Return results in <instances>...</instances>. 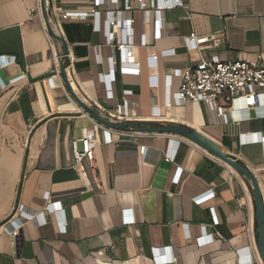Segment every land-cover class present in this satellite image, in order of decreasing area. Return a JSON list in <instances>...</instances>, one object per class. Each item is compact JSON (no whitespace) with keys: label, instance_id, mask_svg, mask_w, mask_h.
I'll return each instance as SVG.
<instances>
[{"label":"crops","instance_id":"obj_1","mask_svg":"<svg viewBox=\"0 0 264 264\" xmlns=\"http://www.w3.org/2000/svg\"><path fill=\"white\" fill-rule=\"evenodd\" d=\"M38 1L0 0V55H6L0 58L6 84L0 85V226L19 204L44 211L13 234L0 229V264H263L247 183L188 138L128 131L114 133L106 144L96 129V171L87 162L85 173L75 166L72 141L94 125L62 73L56 74L63 44L49 31L50 44ZM46 1L52 29L68 49L69 81L86 103L100 110L127 101L129 120L196 129L255 173L264 199V145L250 140L252 132L264 136V116L258 115L264 106L226 107L225 122L205 103L178 104L174 95L182 83L174 71L202 57L264 65V0H186L188 14L180 8L164 12V35L158 40L153 20L145 22L137 10L123 11V4L106 5L98 17L64 18L68 10L95 8L94 0ZM129 1L138 8V0ZM112 13L133 18L139 75L120 72L123 54L106 41ZM113 30L117 41L125 34ZM193 33L210 40L190 48L185 38ZM11 55L15 62L3 65ZM22 72L26 76L12 83ZM167 152L174 160L165 159ZM49 202H60L61 209L47 211ZM210 234L214 239L207 242Z\"/></svg>","mask_w":264,"mask_h":264},{"label":"built area","instance_id":"obj_2","mask_svg":"<svg viewBox=\"0 0 264 264\" xmlns=\"http://www.w3.org/2000/svg\"><path fill=\"white\" fill-rule=\"evenodd\" d=\"M139 6L137 9L131 8L129 0H94L95 8L86 11H72L68 10L62 13V17H89L99 16L104 8L108 4L122 5L123 11L133 12L134 10L142 12L144 15V21L149 22L153 20L155 40L160 39L164 35V12L166 10L180 8L187 14L189 11V5L186 0H138ZM98 8V9H96ZM37 12L42 20L43 27L51 43V34L44 22L42 16L41 1H38ZM121 12V10H120ZM110 17L111 13L107 12ZM132 23L133 18L119 19L116 13H112V19L107 18L105 37L109 44H112L114 49L120 51L123 54V62L120 66V72L124 74H136L141 73V68L135 62L134 47L135 43L132 38ZM113 27L124 30L125 34L122 35L119 41L116 40V32ZM188 47L193 49H200L202 44L210 40L209 36H198L193 33L191 36L185 38ZM143 45H147V40L144 37L142 40ZM6 55H0L1 60H5ZM63 59V55H61ZM16 57L14 55L9 56L8 61L4 62L6 65L10 62H15ZM57 60V59H56ZM64 61V59H63ZM116 65V60H114ZM130 65V66H129ZM116 67V66H115ZM115 67L112 70L110 77L115 80ZM56 74L60 76V65L56 63ZM174 75L182 78V83L179 90L174 94L178 104H185L187 102H203L210 109L214 110L218 117L227 122V114L225 112L226 107L230 110H234L237 104L244 106L247 109L259 108L264 106V65L255 61L237 59V60H221L217 55H212L209 58L202 57L201 60L192 66H188L183 69H176ZM26 76V73L22 72L17 76L11 78V82ZM52 77L50 79L52 80ZM0 85L2 88L6 87V84L0 79ZM112 90L108 92L111 93ZM131 92L126 90V94ZM99 113L108 120H129L130 106L127 101L118 105L114 109H108L104 106H99ZM84 114L89 117L93 122V127H84L82 129V135L78 140L72 141V147L75 155V166L83 173H85V165L88 166L94 172L97 169L96 166V147L100 144V141L96 135V129L103 132V142L108 144L113 142L112 135L114 133L123 134L128 131H122L120 129L110 128L94 117L84 111ZM258 115L264 116V112ZM251 142H261L264 145V136H261L258 132H252ZM79 141L82 147H79ZM165 159L170 161L174 160V156L167 152ZM46 198L49 199V193L46 194ZM60 208V202H49L45 209L52 211L54 208ZM61 209V208H60ZM44 211L30 212L26 209L24 204H19L14 213L0 226L1 232L6 234H13L18 230L25 221L37 220V218L43 215ZM130 222L134 221V218L127 219ZM214 223H217L216 219ZM204 233L207 232L206 226L203 225ZM207 242H212L214 237L209 235ZM158 262L167 261L166 259H160L157 256Z\"/></svg>","mask_w":264,"mask_h":264},{"label":"water","instance_id":"obj_3","mask_svg":"<svg viewBox=\"0 0 264 264\" xmlns=\"http://www.w3.org/2000/svg\"><path fill=\"white\" fill-rule=\"evenodd\" d=\"M41 6L43 10V16L48 30L61 40L63 44V59L60 71L62 73L63 79L67 85V88L79 106L87 112L89 115L94 117L100 123L113 128L120 129L122 131H134V132H148V133H168L172 135H180L188 138L190 141L200 146L204 150L218 157L222 161L230 165L237 173H239L245 182L247 183L250 193L254 202L255 210V241L259 256L264 264V199L262 189L259 180L255 173L240 160L234 157L230 153H226L220 148H217L211 144L207 139L200 136L196 129L191 128L185 124H171V123H161V122H146L139 120H118L112 121L103 117L99 111L86 103L74 90L71 82L69 81L67 75V59H68V49L64 39L52 29V22L48 13V5L46 0H41Z\"/></svg>","mask_w":264,"mask_h":264},{"label":"rangeland","instance_id":"obj_4","mask_svg":"<svg viewBox=\"0 0 264 264\" xmlns=\"http://www.w3.org/2000/svg\"><path fill=\"white\" fill-rule=\"evenodd\" d=\"M80 148L82 147V144H80V146H79Z\"/></svg>","mask_w":264,"mask_h":264}]
</instances>
